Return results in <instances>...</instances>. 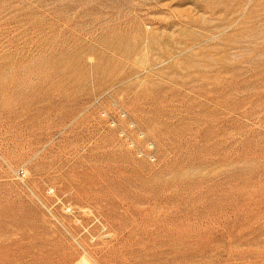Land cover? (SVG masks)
<instances>
[{"label": "rangeland", "instance_id": "obj_1", "mask_svg": "<svg viewBox=\"0 0 264 264\" xmlns=\"http://www.w3.org/2000/svg\"><path fill=\"white\" fill-rule=\"evenodd\" d=\"M82 257L264 264V0H0V264Z\"/></svg>", "mask_w": 264, "mask_h": 264}, {"label": "built area", "instance_id": "obj_2", "mask_svg": "<svg viewBox=\"0 0 264 264\" xmlns=\"http://www.w3.org/2000/svg\"><path fill=\"white\" fill-rule=\"evenodd\" d=\"M102 98L97 97L93 100L92 106L96 107L99 115L105 120L107 125L113 129L119 141L123 143L125 148L130 151L137 160L145 161L150 164L156 162V147L152 139L146 132L125 112L120 104L111 99V112L106 110L102 105ZM48 195H52L53 191H47ZM61 214L64 217L70 218L75 225L80 224V218L77 211L70 205L62 206ZM93 220L98 223V219L93 217ZM100 226V238L106 236V227ZM88 240L94 242L96 237L88 235Z\"/></svg>", "mask_w": 264, "mask_h": 264}, {"label": "bare ground", "instance_id": "obj_3", "mask_svg": "<svg viewBox=\"0 0 264 264\" xmlns=\"http://www.w3.org/2000/svg\"><path fill=\"white\" fill-rule=\"evenodd\" d=\"M79 264H90V263H88V261L82 257Z\"/></svg>", "mask_w": 264, "mask_h": 264}]
</instances>
